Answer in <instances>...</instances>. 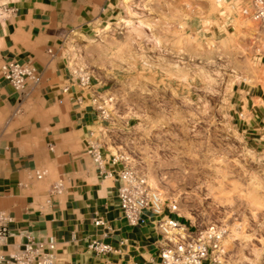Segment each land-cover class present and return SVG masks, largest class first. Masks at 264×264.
Instances as JSON below:
<instances>
[{
  "label": "rangeland",
  "instance_id": "rangeland-1",
  "mask_svg": "<svg viewBox=\"0 0 264 264\" xmlns=\"http://www.w3.org/2000/svg\"><path fill=\"white\" fill-rule=\"evenodd\" d=\"M247 1L120 0L107 29L62 50L112 99L102 150L127 157L188 224L223 225L222 264H264V131L245 137L231 108L233 88L264 89V24Z\"/></svg>",
  "mask_w": 264,
  "mask_h": 264
},
{
  "label": "crops",
  "instance_id": "crops-1",
  "mask_svg": "<svg viewBox=\"0 0 264 264\" xmlns=\"http://www.w3.org/2000/svg\"><path fill=\"white\" fill-rule=\"evenodd\" d=\"M119 3L0 0V5L17 8L14 15L0 18V67L16 60L40 74L39 82L29 80L24 91H16L0 73V211L11 217L1 254L17 251L26 235L37 240L53 236L55 264H160L158 232L144 218L137 226L127 223L119 208L118 182L103 178L86 153V141L99 138L105 123L86 101L75 98L76 82L62 51L71 34H94L106 22L107 27ZM250 5L251 0L240 7ZM229 8L234 14L237 6L229 2ZM65 86L69 91L62 90ZM231 108L236 128L260 140L264 89L233 88ZM37 171L44 172L42 178H36ZM58 180L62 191L51 193ZM98 217L104 227L94 225ZM95 239L110 244L112 251L91 252L87 245Z\"/></svg>",
  "mask_w": 264,
  "mask_h": 264
},
{
  "label": "built area",
  "instance_id": "built-area-1",
  "mask_svg": "<svg viewBox=\"0 0 264 264\" xmlns=\"http://www.w3.org/2000/svg\"><path fill=\"white\" fill-rule=\"evenodd\" d=\"M234 7V5H232ZM237 6V5H236ZM250 8V10H248ZM248 8H241L244 15L259 25L264 24V0H251ZM17 8L13 5H0V18L14 15ZM1 75L8 80L16 91H24L28 81L39 82L40 74L28 63L16 60L5 62L0 67ZM77 88V101H86L88 106L101 120L109 117V103L98 83L82 70L71 73ZM69 91V87L62 89ZM86 153L103 178L111 177L118 182L117 198L119 208L127 223L137 226L142 219H147L159 234L160 264H222L223 240L226 229L223 225L209 224L205 227H193L179 217L178 205L174 201L161 198L160 194L150 187L145 174L128 165V158L123 154L105 153L95 137L86 141ZM107 165L111 168H107ZM119 165V168H114ZM44 172H36L40 179ZM51 193L62 191L61 180L51 186ZM11 217L0 211V246L7 238L6 224ZM95 226H105V221L98 217L93 221ZM103 233L107 237L109 227ZM57 241L53 236L37 240L26 235L22 246L8 255L0 253V264H55ZM87 248L94 254H106L112 251L110 244L92 240Z\"/></svg>",
  "mask_w": 264,
  "mask_h": 264
},
{
  "label": "bare ground",
  "instance_id": "bare-ground-1",
  "mask_svg": "<svg viewBox=\"0 0 264 264\" xmlns=\"http://www.w3.org/2000/svg\"><path fill=\"white\" fill-rule=\"evenodd\" d=\"M127 23H129L128 21H127ZM106 29L108 28V26L107 27H105ZM103 30V29H102ZM247 80V79H246Z\"/></svg>",
  "mask_w": 264,
  "mask_h": 264
}]
</instances>
